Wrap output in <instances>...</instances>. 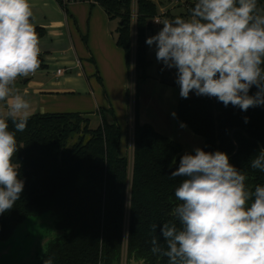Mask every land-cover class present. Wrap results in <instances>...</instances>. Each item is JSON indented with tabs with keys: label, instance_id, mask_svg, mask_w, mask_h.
I'll list each match as a JSON object with an SVG mask.
<instances>
[{
	"label": "trees",
	"instance_id": "1",
	"mask_svg": "<svg viewBox=\"0 0 264 264\" xmlns=\"http://www.w3.org/2000/svg\"><path fill=\"white\" fill-rule=\"evenodd\" d=\"M95 3L110 20H119L116 43L125 51L130 70L133 0ZM260 3L264 5V0ZM157 15L153 2L138 0L132 164L128 156H121L122 128L113 108L101 110L102 125L95 130L80 113H38L30 117L24 132H16L14 161L20 166L25 189L14 208L0 216V241L8 240L26 219L53 213L63 234L49 242L36 264L49 256L54 264H120L125 232L132 258L166 264V258L151 254L150 238L158 235L151 225L172 220L171 210L178 203L174 189L182 178L173 180L169 174L185 152L139 114V82L148 78L150 66L146 33ZM36 31L40 40L47 34L43 27ZM39 59V69H44V60ZM161 76L163 82L176 85L175 78H165L162 72ZM244 116L249 123H244ZM177 119L205 140V151L226 152L233 165L247 171L250 187L264 184V173L249 168L250 159L264 148V107L242 112L214 98H180ZM10 130L15 131L11 123Z\"/></svg>",
	"mask_w": 264,
	"mask_h": 264
},
{
	"label": "clouds",
	"instance_id": "2",
	"mask_svg": "<svg viewBox=\"0 0 264 264\" xmlns=\"http://www.w3.org/2000/svg\"><path fill=\"white\" fill-rule=\"evenodd\" d=\"M29 0H0V216L21 199L25 180L14 161L16 132L32 116L17 79L41 65L40 38ZM160 30L146 38L161 72L174 70L179 96L214 98L247 112L264 107V5L260 0H195L187 18L155 20ZM256 91L250 94L251 90ZM176 118V113H171ZM244 123L250 122L248 116ZM10 123L15 131L10 130ZM181 128H186L184 122ZM264 173V148L249 161ZM169 177L174 189L172 220L151 225V254L166 264H264V184L249 186L247 171L226 152L195 147ZM129 233L125 232L124 239ZM42 264H54L53 257ZM131 264H145L133 257Z\"/></svg>",
	"mask_w": 264,
	"mask_h": 264
},
{
	"label": "crops",
	"instance_id": "3",
	"mask_svg": "<svg viewBox=\"0 0 264 264\" xmlns=\"http://www.w3.org/2000/svg\"><path fill=\"white\" fill-rule=\"evenodd\" d=\"M76 5L78 4L72 6L73 10L77 7ZM89 5L90 6L84 10L83 14H81V16L79 15L80 17L74 12L75 10L71 11L73 17L70 16L69 13L65 14V21L68 26V32L66 33L63 28L54 32V29L51 31L49 26L47 27L42 24V26H36H44L43 28L47 27L46 36L40 40V57L44 60L43 63L46 67L44 69H38L37 71L40 73H49L51 71V61L54 59L52 57H54L56 53L53 49L55 45L53 39H58L57 44L60 45L65 42V36L67 35L68 42H70L69 48L61 52V54L63 53L62 55H65L73 51H79L84 53V56L81 58L82 62L77 61L75 65H73V62H65L63 64H70L74 67L82 68V70H86V73L87 70H89V72L93 74H91L89 80L94 83V78H92V76H95L101 83L103 81L106 82V89L102 83V87H104L102 88V91L104 90L103 92H99V94L95 96L91 92L90 94H83L69 87V83L63 84L53 82L54 79L46 78V76L43 75L39 76V79H35V74L25 79L18 89L22 94H26V99L31 102V110L34 113H80L90 120V126H92L94 118L98 119L100 124L99 126L97 124V128L102 125L101 110L113 108L122 128V145L120 153L121 156H127L126 135L130 119L127 100L130 85V70L127 64V56L125 51L117 46L116 38L112 34V31H110L111 20L106 11L99 4L95 3V0ZM86 11L89 16L88 24L85 23ZM76 20L79 23V28H76ZM49 38L51 40L50 44L45 42V39ZM72 66L67 69H72ZM76 67L75 69H77ZM98 68H100V70ZM66 72L67 70L64 71L62 75H58L56 71V73L54 72V77L59 80L64 77ZM101 72L103 73L102 76L100 74ZM99 78H101V80ZM151 79L152 78L148 76V78L143 81V88H146L144 84L148 86ZM151 83L152 82H150L149 86L169 85L160 78L154 80L153 83L156 84ZM149 101L152 102L145 94L144 100L141 98V102H139V114L143 122L152 124L159 133L178 142L183 152L191 153L195 147H204L205 140L202 137L196 135L188 127H180L181 122L177 119V114L176 118L172 120V117L167 114V112L163 111V102L160 103L161 100L159 102L155 99L156 104L151 103L153 106H156L155 115L148 114L145 104H149ZM166 106L170 105L166 104ZM168 120L171 124L175 122V125L172 126ZM169 124L172 126L171 129L168 127Z\"/></svg>",
	"mask_w": 264,
	"mask_h": 264
},
{
	"label": "rangeland",
	"instance_id": "4",
	"mask_svg": "<svg viewBox=\"0 0 264 264\" xmlns=\"http://www.w3.org/2000/svg\"><path fill=\"white\" fill-rule=\"evenodd\" d=\"M93 0H76L73 2H62L60 3L59 0H29L30 4L32 5L33 12H34V23L35 26H42L46 25L49 26L51 31L54 29V32H56L58 29L63 28L65 33L68 32L67 29V22L65 21V14L69 13L70 16H72V12L74 11L78 16L83 14L84 10L90 6L89 4ZM153 2L158 10V17H160L162 20L164 19H172L177 15L183 16L185 18L189 15V10L192 5L195 4V0H149ZM76 5L77 7L73 10V5ZM133 8H132V39H133V51H132V59H131V69H130V85L128 89V109H129V126L128 131L126 135V155L129 157L130 162L132 164L133 161V152H134V124H135V97H136V82H137V75L135 72V51H136V41H137V14H138V0H133ZM134 14V17H133ZM79 16V17H80ZM73 17V16H72ZM89 16L86 11L85 13V23L88 24ZM74 21V19H73ZM39 22V23H38ZM51 23V25H50ZM42 24V25H41ZM76 28H79V23L76 20ZM149 29L146 33V38L156 34L162 25L155 24L154 21H149ZM119 26V20H111L110 23V31H112V34L117 39V28ZM44 27V26H43ZM47 27L46 30H47ZM62 29V30H63ZM55 42V45L53 46L54 51L56 53L54 54V58L51 62V71L40 73L39 71H36L34 74L36 75L35 79H39V76H46V78L54 79L53 82H59V83H69V87L76 89L78 92H81L83 94H90V92L95 96L96 94H99V92L102 91V83L105 86L106 89V82H100L95 76L94 83L91 82L89 79L91 77V74L89 70H82V68H76L72 65H64L65 62H73L75 65L77 61L82 62L81 58H83L84 53L82 52H71L67 53L65 55H62L61 52L64 50H67L69 48V43L67 35L65 36V42L63 44H57L58 39H53ZM64 40V38H63ZM45 42L51 43L50 38L45 39ZM84 44V43H83ZM53 51V52H54ZM146 51H147V58L150 62V66L147 69V74L150 78H152L148 86L146 88H143L142 84L143 81L139 82V102L144 100V96L146 94V97H149L151 101H149V104L146 105V112L148 110V114L155 115L156 106H153L152 104H156L155 99H157L160 103L163 102V111L167 112L171 117V113L174 111L177 114L179 102H180V96H179V87L178 85H150L156 84L153 83L154 80L161 79V72L159 69L162 67L161 64L157 63L155 58V49L150 48L146 45ZM81 55V56H80ZM73 67L72 69H67L70 67ZM87 66V65H86ZM63 69L67 70L63 78H60L57 80L54 76V72L56 73L57 70ZM100 70V68H98ZM65 70V71H66ZM103 70L106 72V70L103 68ZM101 76L103 73H100ZM89 77H88V76ZM93 75V74H92ZM162 75L165 78H175L174 70H165L162 72ZM171 76V77H170ZM28 78V77H27ZM27 78H18L16 82V87L19 88V86L22 84V82ZM98 90V92H97ZM145 93V94H144ZM195 94H190V97H195ZM152 103V104H151ZM165 104V105H164ZM166 104H169L170 106H166ZM126 105V102H125ZM172 106V108H171ZM161 107V108H162ZM165 108V110H164ZM34 115L38 112H32ZM121 115V114H120ZM170 120V119H169ZM168 120V122L171 124V122ZM173 120V117H172ZM97 124L99 126L100 121L98 119H93L92 126H90L91 129H97ZM169 124V129L172 128L173 125H175V122H173L171 125ZM167 129V127H166ZM127 130V129H126ZM77 138H75L76 141ZM28 223V229L20 228V230L17 233H14L13 236L6 242H0V250L3 247H10V253L7 254V252L1 253L0 252V264H36L43 256V254L46 252V248L49 242L59 238L63 232L60 231L57 227L58 217L54 215L53 213H47L43 216L34 217L29 219ZM20 232H24L23 235L19 236Z\"/></svg>",
	"mask_w": 264,
	"mask_h": 264
},
{
	"label": "water",
	"instance_id": "5",
	"mask_svg": "<svg viewBox=\"0 0 264 264\" xmlns=\"http://www.w3.org/2000/svg\"><path fill=\"white\" fill-rule=\"evenodd\" d=\"M236 147L238 148L237 144H236ZM42 216H43V215H42ZM31 218H34V217H30V218L26 219L22 224H20V225L17 227V229L14 231V233H17V232L20 230V228H22V227L25 228V229L27 230V229H28V223H29V221H30L29 219H31ZM35 218H36V217H35ZM14 233H13V234H14ZM13 234H12V236H13ZM23 234H24V232H20V233H19V236H21V235H23ZM12 236H11V237H12ZM11 237H10V238H11ZM10 238H9V239H10ZM9 239H8V240H9ZM8 240H7V241H8ZM0 242H4V241H0ZM5 242H6V241H5ZM48 244H49V243H48ZM10 250H11L10 247H7V246H6V247H3V248L0 250V252H1V253L7 252V254H9V253H10Z\"/></svg>",
	"mask_w": 264,
	"mask_h": 264
},
{
	"label": "flooded vegetation",
	"instance_id": "6",
	"mask_svg": "<svg viewBox=\"0 0 264 264\" xmlns=\"http://www.w3.org/2000/svg\"><path fill=\"white\" fill-rule=\"evenodd\" d=\"M131 259H132V257L129 255V252H128L127 239H125L123 255H122V258L120 260V264H131ZM144 261L146 264V260H144Z\"/></svg>",
	"mask_w": 264,
	"mask_h": 264
},
{
	"label": "built area",
	"instance_id": "7",
	"mask_svg": "<svg viewBox=\"0 0 264 264\" xmlns=\"http://www.w3.org/2000/svg\"><path fill=\"white\" fill-rule=\"evenodd\" d=\"M63 3L64 2H66V1H68V2H73V1H76V0H61ZM176 1H180V0H176ZM133 17H134V14H133ZM137 17H138V14H137ZM155 20H161L162 21V19L160 18V17H157ZM154 20V21H155ZM155 23V22H154ZM155 24H157V23H155ZM159 25V24H158ZM64 71L65 70H63V69H59V70H57V74L58 75H62L63 73H64Z\"/></svg>",
	"mask_w": 264,
	"mask_h": 264
}]
</instances>
